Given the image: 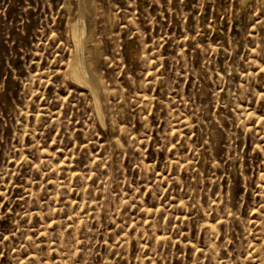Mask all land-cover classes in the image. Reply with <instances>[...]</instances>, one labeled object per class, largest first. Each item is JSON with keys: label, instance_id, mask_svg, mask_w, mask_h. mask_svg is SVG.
Here are the masks:
<instances>
[{"label": "rangeland", "instance_id": "374dc122", "mask_svg": "<svg viewBox=\"0 0 264 264\" xmlns=\"http://www.w3.org/2000/svg\"><path fill=\"white\" fill-rule=\"evenodd\" d=\"M89 4L102 120L78 0H0V264H264V0Z\"/></svg>", "mask_w": 264, "mask_h": 264}, {"label": "bare ground", "instance_id": "6f19581e", "mask_svg": "<svg viewBox=\"0 0 264 264\" xmlns=\"http://www.w3.org/2000/svg\"><path fill=\"white\" fill-rule=\"evenodd\" d=\"M246 0H243V2ZM79 12L71 24V35L74 41L75 52L69 64V76L72 80L87 87L92 94L94 107L98 117L102 120L103 111L99 92L100 79L92 67V61L89 60V53L86 48L87 21L86 11H94V4H89V0H78ZM92 13V12H91ZM87 15V14H86ZM89 52V51H88ZM94 59V58H93ZM86 89V88H85ZM103 102V101H102ZM208 224V223H207Z\"/></svg>", "mask_w": 264, "mask_h": 264}]
</instances>
